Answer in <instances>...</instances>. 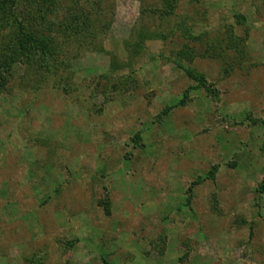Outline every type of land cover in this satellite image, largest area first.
I'll list each match as a JSON object with an SVG mask.
<instances>
[{
  "label": "rangeland",
  "instance_id": "rangeland-1",
  "mask_svg": "<svg viewBox=\"0 0 264 264\" xmlns=\"http://www.w3.org/2000/svg\"><path fill=\"white\" fill-rule=\"evenodd\" d=\"M50 1L0 11V264H264V0Z\"/></svg>",
  "mask_w": 264,
  "mask_h": 264
},
{
  "label": "trees",
  "instance_id": "trees-1",
  "mask_svg": "<svg viewBox=\"0 0 264 264\" xmlns=\"http://www.w3.org/2000/svg\"><path fill=\"white\" fill-rule=\"evenodd\" d=\"M16 0H0V11H2L7 3H11V4H14ZM34 1H39L40 3H43V4H51L52 1L50 0H34ZM84 19L80 16H74L71 18L70 21H72L73 23H79L80 21H83ZM40 38H35L29 34H27L25 31H22L20 37L17 38V43H18V46H19V50L21 51H25V50H28V51H32L34 50V48H38L37 50L40 52L39 55L43 56L42 59H44V57L48 54L51 53V50L47 47L46 44H43V42L39 41ZM15 61V57H12V62ZM9 65V64H7ZM6 68H9L8 67H4V65L1 67L2 71H5ZM189 77L191 79H194L197 81L198 83V86H200L201 88L205 89L207 93H211L212 91L210 90V87H207L206 86V83H205V80L204 78H195L193 75H191L189 73ZM4 88V85H0V91L3 90ZM264 125V122L263 124ZM139 138L138 136H136V139L134 140V143H136V141H138ZM216 172V169H212V171L209 173L208 175V178L209 179H213V175L215 174ZM203 180H199L197 182H194L191 184L190 188L188 189L187 193H188V199H187V203L189 205V202L191 201V198H192V194H193V190L196 186H198L199 184H201ZM263 189V187H261ZM107 206V205H106Z\"/></svg>",
  "mask_w": 264,
  "mask_h": 264
}]
</instances>
